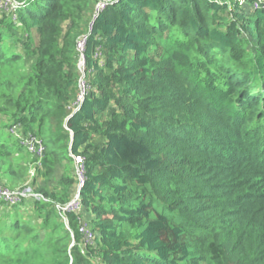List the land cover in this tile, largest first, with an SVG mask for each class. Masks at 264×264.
Listing matches in <instances>:
<instances>
[{
  "label": "trees",
  "instance_id": "16d2710c",
  "mask_svg": "<svg viewBox=\"0 0 264 264\" xmlns=\"http://www.w3.org/2000/svg\"><path fill=\"white\" fill-rule=\"evenodd\" d=\"M242 1L0 9V189L36 193L0 196V264H264V0ZM11 127L45 147L30 177Z\"/></svg>",
  "mask_w": 264,
  "mask_h": 264
},
{
  "label": "built area",
  "instance_id": "2783aa9c",
  "mask_svg": "<svg viewBox=\"0 0 264 264\" xmlns=\"http://www.w3.org/2000/svg\"><path fill=\"white\" fill-rule=\"evenodd\" d=\"M5 7H13V0H3ZM242 1V0H241ZM12 5V6H11ZM102 6V5H101ZM254 7H258V3L255 2L254 3ZM6 8V9H7ZM86 44V36L81 37L78 42H77V50L81 53L80 54V58L79 60L84 61V57H83V50ZM80 71L82 74L85 75V65L84 68H80ZM86 86H87V82L85 81L84 77L82 76L80 81H79V102L82 101V99L84 98L85 92H86ZM13 134H15L17 136V138L20 140L21 144L27 148V150L29 152H31L32 154H37V155H42L45 147L43 145V143L41 142V140L39 138H37L34 135H27L29 136V138L23 142L21 135L17 132H15L14 130L12 131ZM78 160L81 161L80 158H77ZM81 179V177H79ZM21 196H23V193L19 194H15L14 192H10L7 189H0V196L3 197L4 199L10 201V202H15L17 201V199ZM62 212L67 211V210H76L79 207V196L78 194L74 196L73 199H71L66 205L64 206H57ZM80 231L84 234L85 237V241L86 242H92L93 239V234L89 231L88 227L86 225L81 226Z\"/></svg>",
  "mask_w": 264,
  "mask_h": 264
},
{
  "label": "rangeland",
  "instance_id": "374dc122",
  "mask_svg": "<svg viewBox=\"0 0 264 264\" xmlns=\"http://www.w3.org/2000/svg\"><path fill=\"white\" fill-rule=\"evenodd\" d=\"M241 2H243V1H241ZM5 7V4H4V1L3 0H0V9H3ZM9 9V8H8ZM8 9H5V11L4 10H0V13L1 12H6ZM12 9V8H11ZM78 65H79V67L80 68H84V65H85V61H82V60H79L78 61ZM9 130V132L12 134V131L14 130L15 132H17V133H19L20 135H21V138H22V141L23 142H25L28 138H29V136H27V135H29V134H25V135H23V134H21L20 132H19V130H18V128H16V127H11V128H9L8 129ZM15 135V134H14ZM24 147V146H23ZM26 148V147H25ZM27 149V148H26ZM33 157H31V158H33V161H31V163L29 164L30 165V167H29V170H28V173H29V176L28 177H30V176H32V175H34V170H35V168L34 167H32V165L34 164V163H36V159H39L38 157L40 156V155H37V154H31ZM36 157H35V156ZM80 160H78V159H76V168H77V178L79 179V175H78V173H80ZM62 171H64V168L62 167V166H59V165H56L55 166V170H53V173H52V175H51V181L52 182H54V184L55 185H57V183H56V181H58V179H57V177L58 176H60V174L62 173ZM80 182V181H79ZM27 183H29V182H27ZM4 189H7V190H10L9 188H4ZM11 192H14L15 194H19V192L20 193H23V198L24 197H27V196H29V195H36V193H34L33 191H32V189L28 186V184H25L24 186H22L21 188H19V187H16L15 189H11L10 190ZM74 198V197H73Z\"/></svg>",
  "mask_w": 264,
  "mask_h": 264
}]
</instances>
